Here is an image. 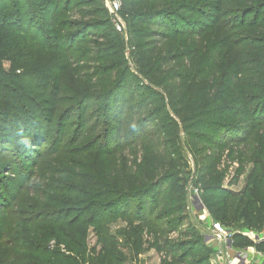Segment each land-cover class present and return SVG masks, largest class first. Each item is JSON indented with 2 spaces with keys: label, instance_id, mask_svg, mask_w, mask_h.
Listing matches in <instances>:
<instances>
[{
  "label": "trees",
  "instance_id": "obj_1",
  "mask_svg": "<svg viewBox=\"0 0 264 264\" xmlns=\"http://www.w3.org/2000/svg\"><path fill=\"white\" fill-rule=\"evenodd\" d=\"M119 15L120 32L104 0H0V264H119L117 219L161 264H209L183 228L191 172L176 129L212 214L261 228L264 0H122ZM42 158L17 200L10 187ZM234 164L229 185L250 170L239 194L223 186Z\"/></svg>",
  "mask_w": 264,
  "mask_h": 264
},
{
  "label": "rangeland",
  "instance_id": "obj_2",
  "mask_svg": "<svg viewBox=\"0 0 264 264\" xmlns=\"http://www.w3.org/2000/svg\"><path fill=\"white\" fill-rule=\"evenodd\" d=\"M123 21V19H122ZM124 22V21H123ZM117 24L121 23L118 21L115 22V26L117 27ZM125 24V23H123ZM126 28V26H125ZM124 29V28H123ZM118 30V28H117ZM119 31V30H118ZM120 32V31H119ZM138 57V56H137ZM126 58L129 63V65L133 68L134 71H138L143 76V81L145 84L149 83L148 79H146L143 75V70L141 69L140 65H137L136 58L134 57V54H130V49H127L126 52ZM135 59V60H134ZM134 60V61H133ZM5 68H9V63H5ZM167 111L169 113V116H171L174 120H176L174 116V112L170 107H167ZM177 121V120H176ZM179 132V137L181 139V146H182V153L184 155V158L186 162L188 163V171L191 172L189 176V180L186 183V216L187 220L184 224L183 228H190L196 231L200 239L202 240V244L210 249V262L209 264H219L218 260L216 261V253L218 248V241L214 239V232L215 225L219 226L221 229L225 228L226 230H229L233 233V235H240L242 236V239L239 242H233L234 248L232 250V256L235 257V259H239V261L242 264H262L261 259L259 258V255L257 252H264V249L262 251H258L256 249V243L264 242V221H260L259 225L261 226L260 229H256L255 226H251L249 224H245L242 222L241 226L239 227H231L225 225V223L221 222L220 219H217L209 209V207L205 204L203 201V197L201 195V186L197 185L194 179V173H195V150H191L189 147L187 148L185 142H187L186 134L182 132L181 129H176ZM128 153L127 156H123L122 160L128 159L134 161L133 157ZM44 161L46 159L42 158L38 161H35L31 163L28 167L25 169L28 170L27 175H25V180L23 185L14 186L12 185L10 187L12 191V196L18 200L20 197H22L27 191H22V188H24L25 184L28 185V192L31 187H37L36 181L38 180L35 176L37 173H39ZM38 162V163H37ZM37 164V166H35ZM238 167V164H234L231 167L229 179L225 181L224 187L229 188L230 191L233 193L239 194L242 191L245 190L246 186L248 185V174L250 172L249 169H247L246 173L241 176L239 179L238 184L236 185H229V181L231 180L232 176L235 174V168ZM31 173H34L35 175L31 176ZM38 175H41L39 173ZM181 174L180 176H182ZM25 186V188H26ZM33 190V189H31ZM30 190V192H31ZM35 191L37 189H34ZM12 197V198H13ZM16 202V201H15ZM15 202L11 206L14 207ZM138 229L140 226L139 224L135 225ZM135 228V229H136ZM135 232H138L137 230ZM107 234H109L111 237L115 240V245L117 247V250L119 252V264H161L163 258L165 255L160 253L156 248H151L150 245L146 244V240L148 236L146 235L144 237V244L142 246H131L133 243L132 241L130 243H127L125 234L127 233V223L122 221L121 219H117L107 225ZM167 239L170 242L181 240L182 237L179 235V233L175 232L170 234V236L167 237ZM235 240V239H234ZM88 243L91 246H94L97 243V236L93 232V229L90 228L89 235H88ZM132 243V244H131ZM264 244V243H263ZM52 245V244H51ZM98 249L101 246L100 244L97 245ZM52 248L57 249H63L65 251V245L62 243L59 247L51 246ZM249 248H252L253 253L249 250ZM256 250V254L255 251ZM85 264H89V262H86Z\"/></svg>",
  "mask_w": 264,
  "mask_h": 264
},
{
  "label": "built area",
  "instance_id": "obj_3",
  "mask_svg": "<svg viewBox=\"0 0 264 264\" xmlns=\"http://www.w3.org/2000/svg\"><path fill=\"white\" fill-rule=\"evenodd\" d=\"M105 6L108 8L110 14L113 16L114 22H120L117 24V28L119 31L125 29V24L122 21L119 10L121 8L122 0H104ZM124 28V29H123ZM214 232V239L218 241V248L216 253V261L218 260L219 264H242L239 259H235L232 256L233 250V242H234V235L231 231L226 230L225 228L221 229L219 226L215 225ZM259 258L264 264V252H257Z\"/></svg>",
  "mask_w": 264,
  "mask_h": 264
},
{
  "label": "crops",
  "instance_id": "obj_4",
  "mask_svg": "<svg viewBox=\"0 0 264 264\" xmlns=\"http://www.w3.org/2000/svg\"><path fill=\"white\" fill-rule=\"evenodd\" d=\"M249 250L251 251V252H249V253H251V254H252V253H253V250H252V248H249ZM254 251H255V254H256V252H257V251H256V250H254Z\"/></svg>",
  "mask_w": 264,
  "mask_h": 264
}]
</instances>
